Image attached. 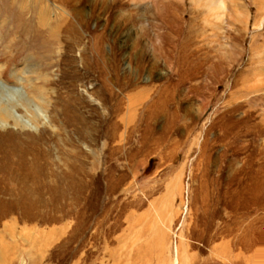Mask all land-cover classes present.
<instances>
[{
  "label": "rangeland",
  "instance_id": "obj_1",
  "mask_svg": "<svg viewBox=\"0 0 264 264\" xmlns=\"http://www.w3.org/2000/svg\"><path fill=\"white\" fill-rule=\"evenodd\" d=\"M0 109V264H264V0H0Z\"/></svg>",
  "mask_w": 264,
  "mask_h": 264
},
{
  "label": "bare ground",
  "instance_id": "obj_2",
  "mask_svg": "<svg viewBox=\"0 0 264 264\" xmlns=\"http://www.w3.org/2000/svg\"><path fill=\"white\" fill-rule=\"evenodd\" d=\"M21 4L23 5L24 3H22L21 2ZM21 8H22V6H21ZM26 9V8H25ZM152 110V109H151ZM0 114H3V115H6V111H4L3 109H0ZM158 112L156 113V112H153V115L151 116L152 117V119L154 120V117H157L158 115ZM151 119V118H150ZM153 120H151V121H153ZM154 122V121H153Z\"/></svg>",
  "mask_w": 264,
  "mask_h": 264
}]
</instances>
